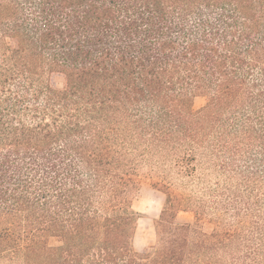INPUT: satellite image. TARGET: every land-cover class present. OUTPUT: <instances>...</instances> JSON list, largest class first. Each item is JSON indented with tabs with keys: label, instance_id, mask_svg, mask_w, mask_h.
<instances>
[{
	"label": "trees",
	"instance_id": "16d2710c",
	"mask_svg": "<svg viewBox=\"0 0 264 264\" xmlns=\"http://www.w3.org/2000/svg\"><path fill=\"white\" fill-rule=\"evenodd\" d=\"M0 264H264V0H0Z\"/></svg>",
	"mask_w": 264,
	"mask_h": 264
},
{
	"label": "rangeland",
	"instance_id": "374dc122",
	"mask_svg": "<svg viewBox=\"0 0 264 264\" xmlns=\"http://www.w3.org/2000/svg\"><path fill=\"white\" fill-rule=\"evenodd\" d=\"M62 84V80L58 79L57 85L62 87ZM206 101L205 96H198L194 101V107L198 109L205 105ZM141 175L139 190L133 195V207L139 214L134 247L138 252H146L151 250L156 243L154 220L160 216L164 207L165 195L153 188L152 176L148 168L142 169ZM177 221L181 224H192L194 215L192 212H181ZM51 243H55V240H52Z\"/></svg>",
	"mask_w": 264,
	"mask_h": 264
}]
</instances>
